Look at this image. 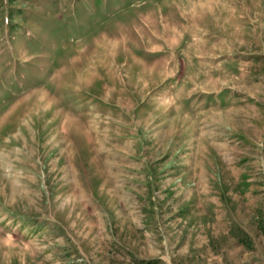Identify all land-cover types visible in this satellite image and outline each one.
Instances as JSON below:
<instances>
[{
	"label": "rangeland",
	"instance_id": "1",
	"mask_svg": "<svg viewBox=\"0 0 264 264\" xmlns=\"http://www.w3.org/2000/svg\"><path fill=\"white\" fill-rule=\"evenodd\" d=\"M264 264V0H0V264Z\"/></svg>",
	"mask_w": 264,
	"mask_h": 264
},
{
	"label": "trees",
	"instance_id": "2",
	"mask_svg": "<svg viewBox=\"0 0 264 264\" xmlns=\"http://www.w3.org/2000/svg\"><path fill=\"white\" fill-rule=\"evenodd\" d=\"M147 264H157V263H155V262H148Z\"/></svg>",
	"mask_w": 264,
	"mask_h": 264
}]
</instances>
